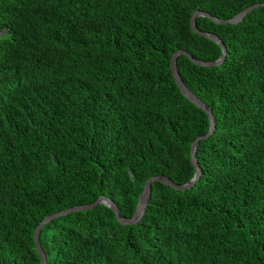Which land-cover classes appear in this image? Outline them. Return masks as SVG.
<instances>
[{
    "label": "trees",
    "instance_id": "obj_1",
    "mask_svg": "<svg viewBox=\"0 0 264 264\" xmlns=\"http://www.w3.org/2000/svg\"><path fill=\"white\" fill-rule=\"evenodd\" d=\"M264 0H0V263L40 264L45 216L111 199L134 215L145 181H189L210 126L170 57L209 62L194 11L226 20ZM219 65L176 59L213 114L195 184L160 181L141 218L105 204L45 223L46 264H264V6L195 18Z\"/></svg>",
    "mask_w": 264,
    "mask_h": 264
},
{
    "label": "water",
    "instance_id": "obj_2",
    "mask_svg": "<svg viewBox=\"0 0 264 264\" xmlns=\"http://www.w3.org/2000/svg\"><path fill=\"white\" fill-rule=\"evenodd\" d=\"M259 5L264 6V3H262V4L256 3V4H253V5H250V6L246 7V8H244L242 11H240L238 14H236L232 18H229V19H226V20L215 18V17L211 16L209 13L202 12V11H199V10L194 11L192 16H191V20H190V25H191L192 30L194 32L199 33L201 35H204L207 38H209V39L215 41L216 43H218L221 46V48H222L221 56L218 59H216V60L209 61V62H204V61L197 60L196 58L192 57L186 50L178 49V50L174 51L172 53L171 57H170L171 73H172L173 79L175 80L178 88L180 89L182 94L184 96H186L191 102H193L196 106H198L203 111H205V113L208 114L209 119H210V126H209L208 131L205 134L200 135L197 138H195L193 140V142L191 143L190 160H191V163L193 164V166L195 167V173H194L193 177L189 181H187L186 183H183V184H176L172 180H170L169 178H167V177H165L163 175H156V176L149 177L145 181L143 189H142L141 193L139 194V199H138V202H137V205H136V209H135L134 215L132 217H130V218L121 217L116 204L111 199H109V198H107V197H105L103 195H101L93 203L79 205V206H74V207H69V208L60 210L58 212L52 213V214H50L48 216H45L43 218V220H41V222L38 224V226L36 227V229L34 231V242H35L36 250H37V252L39 254V257H40V264H46V255H45V252L42 249V246H41V243H40V240H39V234H40V231H41V228L43 227V225L45 223L49 222L50 220H52L54 218H57L59 216L66 215V214L71 213L73 211L90 209V208L94 207L96 204H100L101 203V204H105L108 207H110L114 211V213L116 214L117 219L121 223H123V224H133V223H136L141 218V216H142V214L144 212L145 206L147 204L148 198H149L150 193H151V183L153 181L163 182L164 184L169 185L170 187H172V188H174L176 190H185V189L191 188L195 184V182L198 180V178L200 176V173H201L200 167L198 166V162H197V159H196V156H195L196 146H197V144H198L200 139L206 138L212 133V131L214 129L213 114L211 112V109L206 104H204L201 100H199L191 91H189L187 86L184 84V82L181 79L180 74H179V72L177 70V66H176L177 56L179 54L186 55L194 63H197L199 65H204V66H212V65L221 64L223 62L224 58H225V55H226V47H225V45L220 41V39L218 38L217 35H215L213 33L204 32V31L199 30L197 28L196 24H195V18L197 16H201L202 15V16H208V17L212 18L217 23H226V22L227 23H237L243 18V16L247 12H250L252 9L258 7ZM139 207L141 208L140 214H138ZM11 264H15V263H11Z\"/></svg>",
    "mask_w": 264,
    "mask_h": 264
},
{
    "label": "bare ground",
    "instance_id": "obj_3",
    "mask_svg": "<svg viewBox=\"0 0 264 264\" xmlns=\"http://www.w3.org/2000/svg\"><path fill=\"white\" fill-rule=\"evenodd\" d=\"M140 212H141V208L139 207V209H138V214H140Z\"/></svg>",
    "mask_w": 264,
    "mask_h": 264
}]
</instances>
